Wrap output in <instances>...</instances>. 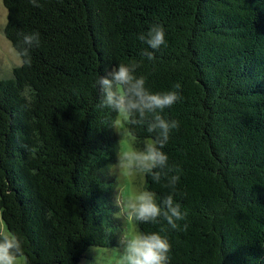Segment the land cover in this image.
<instances>
[{
    "label": "trees",
    "instance_id": "obj_1",
    "mask_svg": "<svg viewBox=\"0 0 264 264\" xmlns=\"http://www.w3.org/2000/svg\"><path fill=\"white\" fill-rule=\"evenodd\" d=\"M3 4L4 34L28 63L0 79V216L26 264H82L90 247L121 243L109 173L118 111L96 84L120 63L149 92L181 86L172 106L128 117L129 134L157 146L155 116L179 122L163 146L168 165L145 173V188L186 216L139 231L168 236L169 264H264V0ZM153 24L166 32L159 49L140 39Z\"/></svg>",
    "mask_w": 264,
    "mask_h": 264
},
{
    "label": "clouds",
    "instance_id": "obj_2",
    "mask_svg": "<svg viewBox=\"0 0 264 264\" xmlns=\"http://www.w3.org/2000/svg\"><path fill=\"white\" fill-rule=\"evenodd\" d=\"M37 6V0H30ZM38 33L25 37V43L31 44L33 40L38 42ZM144 40L152 49H159L165 45L166 32L161 24H153L147 31L146 36L142 35ZM21 65L28 63L25 57L28 55L27 49L18 51ZM151 59V53H149ZM96 84L103 91V103L118 111L119 115L127 118L133 110H138L143 116L145 111L155 112L157 109L163 110L170 107L180 100L181 96L177 91L181 86H174L177 90H169L163 93H152L145 88V79L133 74V69L125 63H120L110 73L100 76ZM179 126L178 121H169L162 118L159 114L155 116L154 122L148 125V131L158 132L157 142H149L145 152L125 151L120 157L121 165L125 170H132L133 165H137L140 173L150 172L153 168H164L168 165V155L163 151V146L169 138V132ZM120 125H117L119 128ZM130 136V134H127ZM127 145V140H125ZM157 182L160 180V173L153 175ZM179 181V175L171 177L170 183L176 184ZM123 207L121 212L126 214V221L129 224L137 222L157 223V218L163 215L168 224L173 228L179 227L176 223L183 220L186 212L182 211L179 202L175 201L172 195H168L163 200V205L157 202L156 194L141 188L134 192H123L121 200ZM124 245L120 264H169V252L171 244L167 235L161 231L141 232L129 231L125 233L121 241ZM0 264H26V258L23 253L19 238L11 232H6L0 238Z\"/></svg>",
    "mask_w": 264,
    "mask_h": 264
},
{
    "label": "rangeland",
    "instance_id": "obj_3",
    "mask_svg": "<svg viewBox=\"0 0 264 264\" xmlns=\"http://www.w3.org/2000/svg\"><path fill=\"white\" fill-rule=\"evenodd\" d=\"M7 13L8 12L5 5L3 4V0H0V79H5L12 76L14 67L21 64L17 50L13 47L12 43L4 34V28L7 22ZM128 117L123 118L118 113L113 126L118 144V153L116 161L109 168V173L116 180L114 195L117 203L119 200H121V194L123 192H134L141 188L146 189L145 173H140L137 170V165L135 164L133 165L132 170H125L120 162V157L125 151L132 150L145 152L147 150L148 143L152 141L148 139L138 141L131 135L128 136ZM117 125H120V127L117 128ZM125 140H127V145L124 143ZM122 207L123 203L121 201L118 204V212L116 214L123 220V228L118 233L121 241L125 233L129 231H139L136 224H129L126 221V214L121 212ZM0 232H7L1 216ZM123 247L124 245L122 242L112 247L92 246L82 259V264H120V257L122 255Z\"/></svg>",
    "mask_w": 264,
    "mask_h": 264
}]
</instances>
